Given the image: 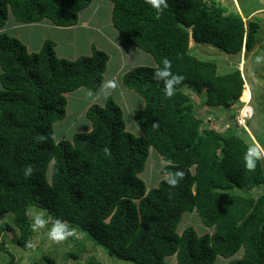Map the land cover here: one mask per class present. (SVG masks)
<instances>
[{
    "label": "trees",
    "instance_id": "obj_1",
    "mask_svg": "<svg viewBox=\"0 0 264 264\" xmlns=\"http://www.w3.org/2000/svg\"><path fill=\"white\" fill-rule=\"evenodd\" d=\"M93 0H0V237L17 230V243L35 236L31 209L87 234L110 257L133 264H217L218 257L243 255L230 264H264V160L246 170L247 130L231 125L221 133L205 125L188 93L204 95V106L228 108L244 94V78L235 69L220 74L216 62L191 52L209 44L231 55L251 51L260 24L246 27L238 12L214 0H167L163 14L146 0H110L112 22L124 41L150 54L156 66H136L123 84L144 99L135 110L140 135L127 129L121 105L109 96L104 106L87 111L92 129L57 142L54 124L65 119L67 93L97 92L105 81L109 54L93 47L75 60L60 57L46 39L31 52L4 31L12 14L21 24L43 20L59 27L78 23ZM167 59L184 77L172 97L154 79ZM154 148L166 162L165 176L147 189L140 174ZM33 173L25 177V168ZM184 173L175 187L166 174ZM196 212L211 232L177 227L185 213ZM11 221L1 224L5 216ZM82 245L78 242L77 246ZM84 248V247H83ZM0 251L9 253L5 240ZM67 259H78L69 253ZM92 264H101L92 257ZM42 264H57L43 256ZM65 264H74L66 261Z\"/></svg>",
    "mask_w": 264,
    "mask_h": 264
},
{
    "label": "rangeland",
    "instance_id": "obj_2",
    "mask_svg": "<svg viewBox=\"0 0 264 264\" xmlns=\"http://www.w3.org/2000/svg\"><path fill=\"white\" fill-rule=\"evenodd\" d=\"M214 1L222 3L228 12L241 13L244 22L246 23V27L250 21L259 22L260 29L258 30V37L254 47L251 51H247L244 47L240 55H231L209 44L195 46L194 41L191 40V52L200 58L210 59L216 62L220 74H226L235 69H239L245 82L244 94L237 103L230 107L216 108L204 106V95L188 93L196 102V114L204 120L205 125L213 127L221 133L226 132L231 125L237 124L241 127L246 125V128H244L248 133L246 138L248 140L247 142L251 144L258 143L259 145L264 146V62L259 64L256 63V57L258 55H264V3L260 5L259 0ZM94 4L96 6L101 5L100 11L103 12L104 6L109 7L112 2L110 0H105V2L94 0ZM19 23L20 22L16 21L14 16L10 14L6 26L2 31H6V33L17 37L26 43L25 40L31 38L29 35L37 30V34L35 36L32 35L31 43L33 46L37 45L39 47L34 49V47L31 48L28 46L31 52L40 50L46 39L55 40L57 42L58 38H60L61 41H65L60 42V52L63 51L68 53V55L77 56L84 54L81 52H84L85 50H90L87 46H84L81 49L78 48V44L81 43L84 45L83 42L86 40V37L84 40L83 38L81 40L73 39L75 42L73 41V44H69V39L74 38L75 36L71 33L66 32L61 34L60 31H55L53 28H45L46 26L44 24H39L38 28H35L34 30V27L30 24H21L17 26ZM20 34L23 36H20ZM132 62L136 65L141 63L136 62L134 59H132ZM129 63V59L123 61L122 65L119 63V67L122 70V72H118L120 77H122L125 72L129 71ZM112 76L109 77V81L112 79ZM106 80L97 92L91 91L87 88H80L66 94L68 100L66 117L64 120L54 124V136L56 141H71L76 133L91 131L92 124L87 117L88 109L94 104L104 106L110 95L121 105L124 111L127 129L134 134H141L143 130L142 126L135 119V110L144 105V99L137 92L127 88L123 84L122 79L113 78L116 87L112 89L106 88ZM250 112H252V116L250 115L247 117ZM242 119H245L247 121H245V123L247 124L241 123ZM165 163L166 162L159 153L152 147L150 149L145 170L140 174L141 178L145 181L148 190L157 187L160 180L165 177L161 172ZM252 192H254V195L258 196L260 193L264 192V187L255 188ZM36 214L43 215L46 218L45 213L41 210L37 208L31 209L30 217L32 219ZM11 218V215L5 216L1 220V224L5 225L6 222L11 221ZM46 219L48 220L46 227L36 230L35 236L29 242L34 245L32 248L27 247L28 244L19 245L17 243V230L8 231L4 236H1L0 241L1 239L5 240V246L9 250V253L0 251V264H42L41 259L46 255L54 258L57 261V264H65L66 261L74 264H92L89 261L92 257L101 262V264H133L132 262L110 257L106 250L89 239L86 233L74 229H70L72 235L66 240L59 244L51 243L47 239V230L53 223L50 218ZM10 223H12V221ZM188 227H193L200 235L205 232H211L209 228L205 227L196 212L185 213L177 227V231L182 234ZM78 242H82L84 248L81 244L77 246ZM71 252L77 253L79 258L67 259V255ZM242 255L243 249L232 258L218 257L217 264H230L232 260L241 257ZM166 262L168 264H174L176 262V256L167 258Z\"/></svg>",
    "mask_w": 264,
    "mask_h": 264
},
{
    "label": "crops",
    "instance_id": "obj_3",
    "mask_svg": "<svg viewBox=\"0 0 264 264\" xmlns=\"http://www.w3.org/2000/svg\"><path fill=\"white\" fill-rule=\"evenodd\" d=\"M101 1L105 2V0L104 1L101 0ZM259 3L261 5L264 3V1L262 2L259 1ZM100 6H96L93 0L92 4L89 7L83 9L79 13L78 23L70 27L55 26L48 20H43L41 22L32 23L30 25H32L35 30V28H38L39 24L40 25L44 24L46 26L45 28L47 27L53 28L55 31H60L61 34L67 32V33H71L75 35L74 38L69 39V42H68L69 44H73V41H74L73 39L81 40L83 38L84 40L86 37V40L83 42L84 45L80 43L78 44V48L81 49L82 47L87 46L88 49L90 48V50H85L84 52H81V53H84L81 55H90L92 53L93 47L106 51L110 56V59L108 61V70L105 74V80L107 77L106 82L109 81V77L112 75L113 76L110 81H114L113 78L122 79V77H120V74H118L119 71L122 72V70L119 67V63H121L122 65V62L125 60L129 59V62H130L128 64L129 70L136 66H144V65L154 66L155 65L154 59L149 54L140 51V49L134 46L128 45L124 41L122 36L120 35L119 31L114 27L113 22H112L113 3L110 4L109 7L104 6L103 12L100 11ZM19 25H21V23H19L17 26ZM37 32L38 31L36 30V32H34L33 34L31 33L29 35V37H31L30 39H26V40L24 39L27 46H30L31 48L34 47V49H37V47H39L37 45L33 46L31 43L32 35L35 36ZM20 36H23V35L20 34ZM60 42H65V41L64 40L61 41L60 38H58L56 42L57 44L56 51L60 57L67 58V59L71 58V60H75L81 56V55H77V56L68 55V53H65L63 51L60 52V48H59ZM132 59L136 60V62L138 63L139 62L141 63L136 65L134 62H132ZM1 72L2 70L0 67V74ZM1 88H2V85L0 83V89ZM143 106L144 105L140 107H143Z\"/></svg>",
    "mask_w": 264,
    "mask_h": 264
},
{
    "label": "clouds",
    "instance_id": "obj_4",
    "mask_svg": "<svg viewBox=\"0 0 264 264\" xmlns=\"http://www.w3.org/2000/svg\"><path fill=\"white\" fill-rule=\"evenodd\" d=\"M146 2L150 4L153 9L156 10L157 15L163 14L164 10L168 6L167 0H146ZM262 62H264V55H258L256 57V63L259 64ZM155 66H156V62H155V65L151 67H155ZM154 79L162 81L164 95L166 97H172L174 95L176 86L181 84L184 77L179 74H174L171 71L170 61L165 59L163 61V67L156 70V72L154 73ZM115 87H116V84L114 81H109L106 84V88L112 89ZM250 115L252 116V112H250V114L247 117H249ZM244 124H247V123H244ZM243 126L245 127L246 125H243ZM262 160H264V146L259 145L258 143L249 145L244 155V166L246 170L254 171L257 168L258 162ZM32 173H33V167L31 165H28L25 168V171L23 174L25 177H28ZM183 176H184V173L182 171H177L174 175L171 173H168L166 174L167 184L171 187H175L179 183V180L183 178ZM47 224H48V220L43 215L36 214L33 217V223L31 224V227L33 231H36V230L45 228ZM71 235H72V231L69 229L67 223L59 219H57L56 222L52 224V226L47 230V239L51 243H54V244H59L60 242L66 240ZM27 247L32 248L34 247V245L32 243H28Z\"/></svg>",
    "mask_w": 264,
    "mask_h": 264
},
{
    "label": "bare ground",
    "instance_id": "obj_5",
    "mask_svg": "<svg viewBox=\"0 0 264 264\" xmlns=\"http://www.w3.org/2000/svg\"><path fill=\"white\" fill-rule=\"evenodd\" d=\"M241 123H245V120H244V119H242V120H241Z\"/></svg>",
    "mask_w": 264,
    "mask_h": 264
},
{
    "label": "flooded vegetation",
    "instance_id": "obj_6",
    "mask_svg": "<svg viewBox=\"0 0 264 264\" xmlns=\"http://www.w3.org/2000/svg\"><path fill=\"white\" fill-rule=\"evenodd\" d=\"M259 1H261V2H262V1H264V0H259Z\"/></svg>",
    "mask_w": 264,
    "mask_h": 264
}]
</instances>
